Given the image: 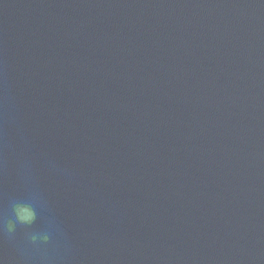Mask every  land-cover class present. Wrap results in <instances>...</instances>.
Listing matches in <instances>:
<instances>
[{
    "label": "water",
    "instance_id": "1",
    "mask_svg": "<svg viewBox=\"0 0 264 264\" xmlns=\"http://www.w3.org/2000/svg\"><path fill=\"white\" fill-rule=\"evenodd\" d=\"M0 264H264V0H0Z\"/></svg>",
    "mask_w": 264,
    "mask_h": 264
},
{
    "label": "clouds",
    "instance_id": "2",
    "mask_svg": "<svg viewBox=\"0 0 264 264\" xmlns=\"http://www.w3.org/2000/svg\"><path fill=\"white\" fill-rule=\"evenodd\" d=\"M14 213L16 220L19 224L24 226H30L36 220V211L35 208L30 204H16L14 205ZM9 226H12V222H9ZM30 239L35 243L38 239V234H30ZM42 240L47 242L49 240L48 234L42 235Z\"/></svg>",
    "mask_w": 264,
    "mask_h": 264
}]
</instances>
